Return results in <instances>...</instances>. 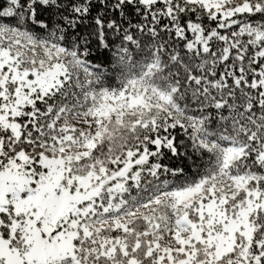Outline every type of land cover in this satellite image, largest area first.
<instances>
[{"label": "snow or ice", "instance_id": "obj_1", "mask_svg": "<svg viewBox=\"0 0 264 264\" xmlns=\"http://www.w3.org/2000/svg\"><path fill=\"white\" fill-rule=\"evenodd\" d=\"M0 264H264V0H0Z\"/></svg>", "mask_w": 264, "mask_h": 264}]
</instances>
